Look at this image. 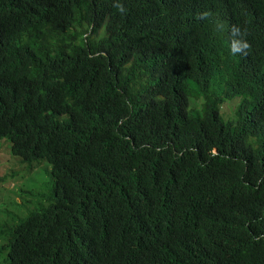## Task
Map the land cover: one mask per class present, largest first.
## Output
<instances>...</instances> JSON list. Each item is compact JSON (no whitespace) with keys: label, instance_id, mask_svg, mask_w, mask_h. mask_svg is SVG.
Returning a JSON list of instances; mask_svg holds the SVG:
<instances>
[{"label":"trees","instance_id":"1","mask_svg":"<svg viewBox=\"0 0 264 264\" xmlns=\"http://www.w3.org/2000/svg\"><path fill=\"white\" fill-rule=\"evenodd\" d=\"M3 145L0 264H264V0H0Z\"/></svg>","mask_w":264,"mask_h":264},{"label":"rangeland","instance_id":"2","mask_svg":"<svg viewBox=\"0 0 264 264\" xmlns=\"http://www.w3.org/2000/svg\"><path fill=\"white\" fill-rule=\"evenodd\" d=\"M191 98L189 99V101ZM192 106H197L198 104H194V100ZM238 98L228 100L224 102L221 107V114L225 119H234L236 118V111L238 105ZM191 106V107H192ZM3 149L0 150V212L3 211H17L18 215L24 216L27 212L33 209L35 203L32 205L25 204V207L15 208L9 206L8 200L15 202V204H20L23 202V198L27 200H39V195L44 190L43 186H46L47 178L42 173V169H34L30 174L26 177H22L19 175L21 168L12 169V163L8 154V147L3 145ZM23 166V165H22ZM23 190L25 192H32L30 195L23 194L22 196L16 195V192ZM15 190V191H14ZM26 196V197H25Z\"/></svg>","mask_w":264,"mask_h":264},{"label":"clouds","instance_id":"3","mask_svg":"<svg viewBox=\"0 0 264 264\" xmlns=\"http://www.w3.org/2000/svg\"><path fill=\"white\" fill-rule=\"evenodd\" d=\"M253 4V3H252ZM254 5V7L261 13V14H263V10L261 9V8H259L258 6H256L255 4H253Z\"/></svg>","mask_w":264,"mask_h":264}]
</instances>
